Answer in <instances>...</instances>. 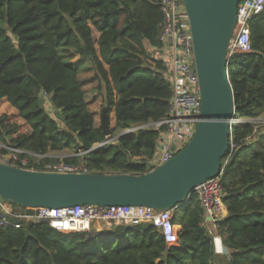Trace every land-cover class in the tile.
Here are the masks:
<instances>
[{"label": "trees", "instance_id": "16d2710c", "mask_svg": "<svg viewBox=\"0 0 264 264\" xmlns=\"http://www.w3.org/2000/svg\"><path fill=\"white\" fill-rule=\"evenodd\" d=\"M162 1L0 0V104L13 110L0 115V144L46 156L61 151L76 155L106 141L88 109L80 68L70 63L75 58L93 70V91L103 100L109 136L162 119L172 90L161 75V63L152 66L149 58L150 48L161 47ZM249 28L251 52L234 55L227 66L235 112L221 160L227 215L216 234L229 253V264H264V134L250 141L256 132L253 122L264 117V13ZM46 99L56 116L47 113ZM158 135L140 129L119 137L115 146L61 162L44 157L37 166L30 158L28 168L64 164L96 173L142 175ZM28 157L18 155L19 160ZM18 222L19 229L0 228V264H215L223 259L203 225L195 193L173 210L172 223L179 226L174 245H167L159 230L146 223L63 234L44 221Z\"/></svg>", "mask_w": 264, "mask_h": 264}, {"label": "water", "instance_id": "95a60500", "mask_svg": "<svg viewBox=\"0 0 264 264\" xmlns=\"http://www.w3.org/2000/svg\"><path fill=\"white\" fill-rule=\"evenodd\" d=\"M240 1L182 0L198 80L200 122L189 143L172 159L142 175L61 174L0 163V198L25 209L93 205L168 211L183 206L198 186L220 175L221 160L228 151L235 99L226 55ZM100 127L109 138L105 109Z\"/></svg>", "mask_w": 264, "mask_h": 264}, {"label": "built area", "instance_id": "2783aa9c", "mask_svg": "<svg viewBox=\"0 0 264 264\" xmlns=\"http://www.w3.org/2000/svg\"><path fill=\"white\" fill-rule=\"evenodd\" d=\"M162 22L160 24L158 49L150 48V61L160 62L161 75L169 82L172 96L169 100V110L166 115L155 123L137 125L135 131L152 129L159 132L155 142L152 158L148 163V172L155 170L178 154L191 140L200 122V96L198 80L194 66L193 48L190 26L182 0H163L160 4ZM264 13V0H241L237 5L236 23L227 48V63L236 54L251 52L250 22L253 18ZM153 66V63H152ZM234 124V119L232 120ZM113 139L107 138L104 143L93 148L102 149ZM234 149L233 145L230 146ZM12 157L0 163L18 169L52 172L61 174L88 173L78 166L64 164L48 165L43 170L28 168L25 159L19 160L18 155H34L12 149ZM91 152V150L85 153ZM226 165L228 158L225 160ZM210 179L198 186L194 193L201 204L204 221H209L208 233L216 241L215 233L218 223L227 215L222 203L220 177ZM144 173V174H146ZM31 214L13 211L9 204L0 198V228L13 227L19 229L24 221H45L49 227L58 233H91L94 223L118 225L151 224L163 235V227L172 223L173 210L158 211L148 207H104L82 205L63 209H27ZM203 223V225L205 224ZM93 228V229H92ZM96 231V230H94ZM102 231V230H101ZM100 232V231H99ZM179 226L175 225L164 240L167 245H174L178 241Z\"/></svg>", "mask_w": 264, "mask_h": 264}, {"label": "rangeland", "instance_id": "374dc122", "mask_svg": "<svg viewBox=\"0 0 264 264\" xmlns=\"http://www.w3.org/2000/svg\"><path fill=\"white\" fill-rule=\"evenodd\" d=\"M70 63L75 64L80 68L79 79L84 85V91L86 92V101L88 102V109L91 113L94 114L96 124L99 125L101 114H102L103 110L105 109V107H104L103 100H102L101 96L99 94H97L95 91H93L94 87H96V85H97L96 80H95L94 75H93V70L86 61L81 60L79 58H75V59L71 60ZM44 102H45V108H46L47 113L50 114L52 117L56 116L57 114L55 113V111H53V109L51 108V105L49 104L47 99ZM12 113H13V110L5 102H2L0 104V115L1 114H12ZM253 123L256 125V132L250 138L251 142L255 141L259 137V134H262V133L264 134V117H260L258 120L254 121ZM110 128H112V129L115 128V120H114L113 115H110ZM135 129H136V126L134 125L127 130H123V131L115 130L114 134L109 137V139H113V140L108 145H111V143L112 144L114 143L115 145H117V143H118L117 141H118L119 137L127 135V134L132 133V132H135ZM1 150H7L8 151V153H6V154L0 153V160L1 161H8L9 159H11V157L13 155L11 148L5 147L2 144H0V151ZM101 150L102 149H100L99 151H101ZM53 155L59 156V158L55 159V160H58L59 162H61L65 156H67V155L70 156L73 154L67 153L65 151H61V152H55V154H53ZM44 157H46V156L30 155L28 158H25V160L28 162V165H29V159L31 158L32 164L38 166L41 159ZM225 162L226 161H224V164H225ZM34 168L35 167H33V169ZM106 172H108V170H106ZM94 225H100L99 227L102 228V230L111 229L112 227L115 226V225L107 224V223H100V224L94 223ZM94 225L92 226L93 228H94ZM213 243H214L215 248L218 247L219 241L216 243L215 242H213ZM215 244H216V246H215ZM221 252H222V254H220V256L223 259L216 261L215 264H229V253H228V251L223 249V251L221 250Z\"/></svg>", "mask_w": 264, "mask_h": 264}, {"label": "crops", "instance_id": "0c3cea01", "mask_svg": "<svg viewBox=\"0 0 264 264\" xmlns=\"http://www.w3.org/2000/svg\"><path fill=\"white\" fill-rule=\"evenodd\" d=\"M118 144V143H117ZM111 146H115V144L113 143H111ZM65 152H67V153H70L69 151H65ZM85 152H80L79 154H76V155H79V156H83V154H84ZM53 154H55V152H51V153H49V154H47L46 155V157L47 158H50V159H58L59 158V156H55V155H53ZM72 154V153H71ZM76 155H70V156H65L63 159H65V158H69V157H73V156H76ZM134 160H138L137 158H134ZM82 165V164H81ZM88 173H96V172H94V171H88ZM104 174H113V173H111V172H106V173H104ZM227 214V213H226ZM100 225H94V230H96V231H101L102 230V228H100L99 227ZM204 227L206 228V230L207 231H209L210 230V225H209V221H208V219H206V222H205V224H204ZM215 235L216 236H218L216 233H215ZM219 241V245H218V247H214V249H215V253L217 254V255H220V254H222V252H221V250L223 251V249H224V247H223V245H222V242H221V238L220 237H218V238H216V241H215V243L216 242H218ZM215 246H216V244H215Z\"/></svg>", "mask_w": 264, "mask_h": 264}, {"label": "clouds", "instance_id": "9594fccd", "mask_svg": "<svg viewBox=\"0 0 264 264\" xmlns=\"http://www.w3.org/2000/svg\"><path fill=\"white\" fill-rule=\"evenodd\" d=\"M175 226V224H170V225H168V226H165V227H163V235L161 234V232H160V234L163 236V239L164 240H167L168 238H167V236H166V234L169 232V231H171L172 229H173V227Z\"/></svg>", "mask_w": 264, "mask_h": 264}]
</instances>
